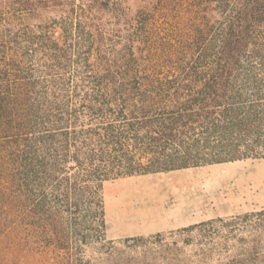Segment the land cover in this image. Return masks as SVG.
<instances>
[{
    "label": "trees",
    "instance_id": "obj_1",
    "mask_svg": "<svg viewBox=\"0 0 264 264\" xmlns=\"http://www.w3.org/2000/svg\"><path fill=\"white\" fill-rule=\"evenodd\" d=\"M243 159L264 0H0V264H264V210L105 238V182Z\"/></svg>",
    "mask_w": 264,
    "mask_h": 264
},
{
    "label": "rangeland",
    "instance_id": "obj_2",
    "mask_svg": "<svg viewBox=\"0 0 264 264\" xmlns=\"http://www.w3.org/2000/svg\"><path fill=\"white\" fill-rule=\"evenodd\" d=\"M102 196L106 240L156 234L183 240L187 233L178 231L189 225L264 210V159L123 177L105 182ZM171 218L190 224L174 227ZM195 236L184 248L187 255L198 248L201 236ZM221 251L222 246L214 249L205 264H221Z\"/></svg>",
    "mask_w": 264,
    "mask_h": 264
},
{
    "label": "crops",
    "instance_id": "obj_3",
    "mask_svg": "<svg viewBox=\"0 0 264 264\" xmlns=\"http://www.w3.org/2000/svg\"><path fill=\"white\" fill-rule=\"evenodd\" d=\"M181 170H184V169H181ZM175 171H178V170H175ZM170 172H173V171H170ZM169 220H170V224H174V227H177V225L183 226V225H186V224H190L189 222H187V223L180 222L177 218H175V219L171 218ZM167 223H169V222H167Z\"/></svg>",
    "mask_w": 264,
    "mask_h": 264
}]
</instances>
